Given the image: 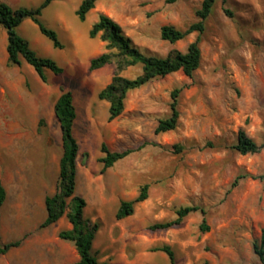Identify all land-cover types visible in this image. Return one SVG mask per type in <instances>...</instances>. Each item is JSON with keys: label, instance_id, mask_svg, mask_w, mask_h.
Segmentation results:
<instances>
[{"label": "rangeland", "instance_id": "374dc122", "mask_svg": "<svg viewBox=\"0 0 264 264\" xmlns=\"http://www.w3.org/2000/svg\"><path fill=\"white\" fill-rule=\"evenodd\" d=\"M81 1L53 0L40 17L57 33L62 49L54 48L29 19L18 29L39 56L63 69L58 76L46 70V82L25 61L8 65L0 27V184L6 191L0 243L22 240L20 247L0 255V264L79 260L74 244L58 237L71 229L66 217L39 228L46 217L44 200L58 188L62 139L54 104L63 90L71 93L77 114L75 194L86 202L84 216L99 224L93 243L99 262L170 264L164 253L154 251L168 245L176 264H261L253 246L264 230V149L240 155L232 147L241 130L264 145V0H217L201 35V63L193 76L177 72L131 91L113 121L109 104L98 94L110 83L114 65L89 70L90 60L105 51L98 37H89L99 15L116 21L144 54L164 58L174 49L186 52L197 35L171 44L161 39V28L185 30L196 22L203 0H98L84 22L75 13ZM42 2L14 4L33 9ZM140 73L135 67L122 76L133 79ZM178 88L177 128L156 135ZM103 143L112 152H133L103 171ZM239 176L245 178L232 187ZM146 184L147 199L135 205L132 216L117 220L120 202L134 200ZM192 206L205 215L198 211L179 226L149 229ZM204 218L207 232L201 230Z\"/></svg>", "mask_w": 264, "mask_h": 264}, {"label": "trees", "instance_id": "16d2710c", "mask_svg": "<svg viewBox=\"0 0 264 264\" xmlns=\"http://www.w3.org/2000/svg\"><path fill=\"white\" fill-rule=\"evenodd\" d=\"M53 0H43L37 8H13L5 2H0V27L7 35V62L11 67L20 66L25 61L33 68L41 81L46 82L45 71L48 70L58 76L63 73V69L51 58L41 57L31 47L28 40L22 37L18 29L22 23L29 19L37 25L43 36L48 38L53 47L62 49L63 44L59 40L57 33L43 25L40 20L43 10H45ZM98 0H82L76 16L84 22L87 15L95 8ZM167 4H174L180 0H165ZM217 0H203L201 7L196 12L197 20L185 30H178L173 26L166 25L160 30L162 40L175 44L184 40L191 34H196L197 38L192 42L186 52L171 50L166 57L146 55L133 45L131 39L127 37L121 26L107 15L100 14L97 21L89 31L91 39L99 38L104 43L105 51L92 58L89 62V70L97 71L108 65H114V73L110 83L103 88L98 99L109 104L108 120L113 121L121 116L125 108V101L131 91L142 88L153 80L165 78L171 74L182 72L186 77L191 78L199 69L201 63L200 40L205 32L206 22L212 14ZM228 16L231 12L225 11ZM141 68V73L133 79L122 76V73L133 69ZM182 89L178 88L171 93L170 115L159 121L155 134H164L177 128L179 122L178 98ZM54 115L57 119L62 139V154L59 160L58 188L44 200L46 217L40 225V229H46L57 223L61 218L66 217L71 225L70 230L61 231L58 237L61 240L72 242L75 246L79 260L74 264H106L99 262L93 252V243L99 230V224L84 216L86 202L77 196V158L79 154V144L74 136V123L77 118L73 97L70 92L62 91L54 104ZM43 125V121L39 122ZM240 155L258 154L264 149V145H258L244 131H239L237 143L232 147ZM103 157L100 162L103 164V171L113 167L117 162L128 157L133 151L124 150L112 152L106 144L101 145ZM245 176L235 179L232 187H236L239 180ZM149 185H143L138 196L131 201L120 202L116 212V219L123 220L133 215L135 205L147 199ZM6 200V191L0 184V209ZM200 211L205 215V211L200 207H185L177 211V218L173 221L156 223L150 226V230H168L179 226L184 218L189 214ZM201 230L207 232L209 227L204 218ZM1 241V237H0ZM22 240L6 244L0 243V255L7 254L11 249L18 248ZM254 253L261 264H264V230L261 240L253 246ZM154 251L164 253L170 264H176L175 253L168 245L157 247Z\"/></svg>", "mask_w": 264, "mask_h": 264}, {"label": "crops", "instance_id": "0c3cea01", "mask_svg": "<svg viewBox=\"0 0 264 264\" xmlns=\"http://www.w3.org/2000/svg\"><path fill=\"white\" fill-rule=\"evenodd\" d=\"M17 1L18 0H0V2H5V3L9 4L13 8H20V6H17L16 4H14ZM5 37H6V46H7V35H6V32H5Z\"/></svg>", "mask_w": 264, "mask_h": 264}]
</instances>
